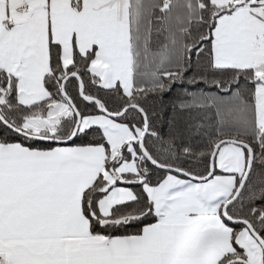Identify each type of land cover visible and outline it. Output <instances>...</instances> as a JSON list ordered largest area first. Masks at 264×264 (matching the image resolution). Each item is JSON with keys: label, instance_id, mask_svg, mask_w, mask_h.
Here are the masks:
<instances>
[{"label": "snow or ice", "instance_id": "6c2138e0", "mask_svg": "<svg viewBox=\"0 0 264 264\" xmlns=\"http://www.w3.org/2000/svg\"><path fill=\"white\" fill-rule=\"evenodd\" d=\"M0 264H264V0H0Z\"/></svg>", "mask_w": 264, "mask_h": 264}, {"label": "trees", "instance_id": "16d2710c", "mask_svg": "<svg viewBox=\"0 0 264 264\" xmlns=\"http://www.w3.org/2000/svg\"><path fill=\"white\" fill-rule=\"evenodd\" d=\"M159 127V126H158ZM166 131H167V129H164L163 131H162V135H164L165 133H166ZM163 173H161V175H162Z\"/></svg>", "mask_w": 264, "mask_h": 264}]
</instances>
